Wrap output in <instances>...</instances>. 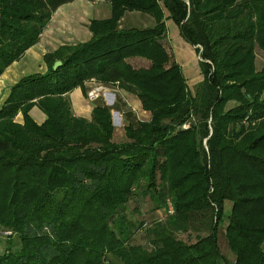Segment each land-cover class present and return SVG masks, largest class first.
<instances>
[{
  "label": "trees",
  "instance_id": "16d2710c",
  "mask_svg": "<svg viewBox=\"0 0 264 264\" xmlns=\"http://www.w3.org/2000/svg\"><path fill=\"white\" fill-rule=\"evenodd\" d=\"M72 1L0 0V75ZM107 3L87 40L44 53L45 71L20 77L0 107V264H264V0ZM126 12L150 22L122 26ZM166 19L199 56L192 89ZM88 81L134 95L148 119L117 140L110 106L76 116L68 93ZM137 196L163 218L137 227L126 214Z\"/></svg>",
  "mask_w": 264,
  "mask_h": 264
},
{
  "label": "crops",
  "instance_id": "0c3cea01",
  "mask_svg": "<svg viewBox=\"0 0 264 264\" xmlns=\"http://www.w3.org/2000/svg\"><path fill=\"white\" fill-rule=\"evenodd\" d=\"M104 1L105 3H107V0H90V1L73 0L70 3H66V4H71L75 2L76 5L90 6V7L86 15H82V14L76 15V16L70 15L72 16V20L67 19L65 21L66 22L65 30L63 29V27L58 28L57 26L58 24H56L57 22L56 18H60L59 14H57V11L60 9L61 6L66 5V4L59 6L53 12L48 24L46 25V27L40 34L38 42L32 45L31 47H29L18 60L12 62L0 75V107L7 95L9 87L13 83H15L20 77L26 74H30V73H36V72L41 73L45 71V65L42 61V56L44 53L54 50L59 45L85 41L90 37V32L87 28L89 20L97 19V18H104V17H107L109 14L108 9H107V12L102 15H99V10H95V8H97L98 5ZM94 11L96 13H94ZM126 14L127 15H130V14L137 15L140 13L126 12L121 18V21L124 20V18L126 17ZM144 16L147 17L146 15ZM147 18H148V22H150L149 17ZM167 20L168 19H166L165 21L166 26H167ZM176 38L178 39V37ZM165 41L170 44L168 51L172 54L175 61L180 65L181 70L186 79V83L188 87L192 89V87L202 79V76H201V73L198 67L197 54L194 50V47L186 43L183 39L182 40L178 39L179 47L178 46L175 47L177 49L175 50L173 47L174 44L172 40L169 38L168 34L166 35ZM188 61H190V64H187ZM95 84L97 83L93 81H88L84 83V87L87 91L88 87H92ZM104 91L105 92L102 94V96H104V99H107V101L110 99V96H112V94L109 92H112L113 94L118 93L119 96L122 97L124 100H126L127 102L129 101V104L131 105V109L133 111H137V112L141 111L144 114L146 113L147 117H149V113L141 109L140 102L134 95L118 90L114 86L105 87ZM68 98L70 101L72 112L76 116L89 118L91 108L94 103V102L92 103V101L95 99L89 100L83 94L80 87H76L73 90H71L68 93ZM29 113L31 117L37 123L42 122L45 117L44 114L36 106H33L30 109ZM20 117H21L20 114L16 116L18 120H20Z\"/></svg>",
  "mask_w": 264,
  "mask_h": 264
},
{
  "label": "rangeland",
  "instance_id": "374dc122",
  "mask_svg": "<svg viewBox=\"0 0 264 264\" xmlns=\"http://www.w3.org/2000/svg\"><path fill=\"white\" fill-rule=\"evenodd\" d=\"M101 2L95 10H99V15L105 14L107 12V9L109 11V5L107 3ZM90 6H81L76 5V3L66 4L60 7V9L57 11V14H59L60 18H56L58 24V28L63 27L65 30L66 28V20L70 19L72 20V16L70 15H86L88 12ZM64 10V11H63ZM94 13H96L94 11ZM64 14V15H63ZM63 15V16H61ZM63 21V22H62ZM148 18L141 14L137 15H127L124 18V20L121 21L122 26H145L148 25ZM63 24V25H62ZM167 34L169 38L173 42V47L175 50H177L175 47H179L178 39L182 40V38L178 34V30L176 28V25L170 20H167ZM64 33V31H63ZM178 37V39L176 38ZM169 43L166 42L167 49L169 48ZM197 57H199L197 55ZM199 59V58H197ZM187 61V60H185ZM134 63V62H133ZM147 62H143L138 65H146ZM255 63L256 68L259 69L262 64L264 63V52L256 50V57H255ZM135 64V63H134ZM187 64H190V61L187 62ZM190 66V65H189ZM90 87H88L89 89ZM87 89V90H88ZM112 94L110 96V99L107 101V99H104V96L99 95L98 98L92 101L93 102H100L105 105H108L111 107V116H112V122L114 125V136L115 138L121 139L123 137V125L127 121H136V120H145L147 117V114L142 113L141 111H133L131 109V105L129 104V101L127 102L122 97L119 96L118 93L113 94L112 92H109ZM110 94V95H111ZM86 96V94H84ZM120 111V112H119ZM152 202L147 198H142L141 196H137L134 200L130 201L127 205L126 214L127 216L133 220L136 221L137 227L140 225V222H152L154 219L157 218H163V213L159 210L153 211L152 210ZM229 207V203L226 204V208ZM139 223V224H138ZM3 234V233H2ZM0 233V253L4 250V247L6 245V239L7 236H4ZM195 233H178L177 236L185 241L193 242L195 240L194 238ZM133 241L135 243L144 244L146 242V237L143 229L136 228L134 232V239ZM218 244L221 252L225 255L228 259H233V255L230 253V251L227 248L226 241L224 238V224H222L218 231Z\"/></svg>",
  "mask_w": 264,
  "mask_h": 264
},
{
  "label": "built area",
  "instance_id": "2783aa9c",
  "mask_svg": "<svg viewBox=\"0 0 264 264\" xmlns=\"http://www.w3.org/2000/svg\"><path fill=\"white\" fill-rule=\"evenodd\" d=\"M197 58H199V57H197ZM104 90H105L104 86L95 84L86 91V97L89 100L96 99L99 95H102L105 92ZM168 212H171L170 207H169Z\"/></svg>",
  "mask_w": 264,
  "mask_h": 264
},
{
  "label": "water",
  "instance_id": "95a60500",
  "mask_svg": "<svg viewBox=\"0 0 264 264\" xmlns=\"http://www.w3.org/2000/svg\"><path fill=\"white\" fill-rule=\"evenodd\" d=\"M60 61L59 60H55L54 62H53V64H52V68L53 69H55L57 66H59L60 65Z\"/></svg>",
  "mask_w": 264,
  "mask_h": 264
},
{
  "label": "bare ground",
  "instance_id": "6f19581e",
  "mask_svg": "<svg viewBox=\"0 0 264 264\" xmlns=\"http://www.w3.org/2000/svg\"><path fill=\"white\" fill-rule=\"evenodd\" d=\"M3 77V76H2Z\"/></svg>",
  "mask_w": 264,
  "mask_h": 264
}]
</instances>
